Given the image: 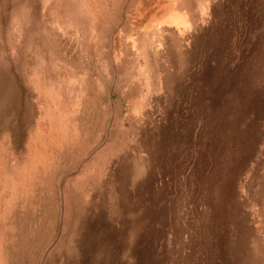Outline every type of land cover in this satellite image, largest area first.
Wrapping results in <instances>:
<instances>
[{
    "label": "rangeland",
    "instance_id": "1",
    "mask_svg": "<svg viewBox=\"0 0 264 264\" xmlns=\"http://www.w3.org/2000/svg\"><path fill=\"white\" fill-rule=\"evenodd\" d=\"M257 3L0 0V264H264Z\"/></svg>",
    "mask_w": 264,
    "mask_h": 264
},
{
    "label": "crops",
    "instance_id": "2",
    "mask_svg": "<svg viewBox=\"0 0 264 264\" xmlns=\"http://www.w3.org/2000/svg\"><path fill=\"white\" fill-rule=\"evenodd\" d=\"M168 1L177 8V30L185 32L186 41L194 47L201 46L205 36L217 38L219 32H233L249 24L250 0ZM257 8L264 28V0H258Z\"/></svg>",
    "mask_w": 264,
    "mask_h": 264
},
{
    "label": "bare ground",
    "instance_id": "3",
    "mask_svg": "<svg viewBox=\"0 0 264 264\" xmlns=\"http://www.w3.org/2000/svg\"><path fill=\"white\" fill-rule=\"evenodd\" d=\"M8 83V82H7Z\"/></svg>",
    "mask_w": 264,
    "mask_h": 264
}]
</instances>
